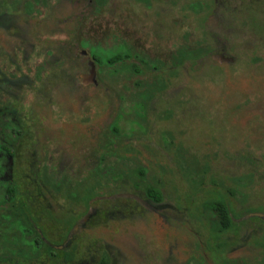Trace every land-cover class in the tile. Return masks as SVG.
Here are the masks:
<instances>
[{
    "label": "rangeland",
    "instance_id": "obj_1",
    "mask_svg": "<svg viewBox=\"0 0 264 264\" xmlns=\"http://www.w3.org/2000/svg\"><path fill=\"white\" fill-rule=\"evenodd\" d=\"M23 1L12 0L11 15L0 24V88L11 89L1 90L0 101L28 102L36 121L50 114L47 124L44 118L39 122L40 137L32 132L18 147L21 195L27 191L35 211H83L94 195V168L101 166L97 148L108 143L102 134L117 122L122 135L104 166L108 173L113 167L114 174L104 179L100 192L144 197L145 186L136 187L131 172L142 166L148 170L145 185L159 187L164 197L158 216L125 199L96 203L98 213L78 238L74 264L104 259L108 264H264L259 218L245 222L239 232L217 234L207 208L222 197L236 213H264V0H174L175 8L150 9L135 0H108L95 19L100 25L80 30L83 36L108 40L107 49L89 46L95 54L113 56L120 48L112 45L122 39L159 53L160 59L171 46L175 52L185 44L205 50L202 58L171 68L168 88L142 103V110L137 93L123 91L109 78L99 89L71 92L66 86L71 76H63L61 61H38L49 50L57 52L53 58L68 52L70 29L59 22L64 24L71 3L61 0L63 11L43 8L45 13L26 17ZM122 14L131 27L123 26ZM36 63L44 69L40 77L34 76ZM134 80L122 79L126 84ZM62 107L73 111L71 123L60 119ZM46 130L54 136L44 138ZM45 164L73 175L83 205L36 183L34 171ZM3 260L50 264L44 253L28 262Z\"/></svg>",
    "mask_w": 264,
    "mask_h": 264
},
{
    "label": "flooded vegetation",
    "instance_id": "obj_2",
    "mask_svg": "<svg viewBox=\"0 0 264 264\" xmlns=\"http://www.w3.org/2000/svg\"><path fill=\"white\" fill-rule=\"evenodd\" d=\"M60 1L61 0H24L23 4L25 3L26 5H23V7L26 9V17H31V15L36 14H43L45 13V10L49 12L48 8L51 10L54 8H59L61 11H63L64 8H62V4H60ZM68 1L71 3V8H67L69 10V14L65 17V19L62 20L64 24L58 21L60 27L69 26L68 28L70 29L68 36L69 38L67 37V40L69 44H71V46L68 48V52L60 54L57 58H53L57 55V52L49 50L44 52V54H41L43 59L38 58V61H43L46 57H48L49 59L48 62L50 61L49 65H52L53 61H58V63L59 61H61L62 63H59L62 66L60 68L61 73L63 74V76H71V78L67 80L66 84V86L71 89V92H83L92 89H99L101 85L105 84L104 82H107V78L112 79L115 86L121 87L123 91H130L135 93L142 91H157V89L165 87V89L161 90V93H163L168 88V82L173 72L171 68L173 69L175 67L176 53L174 51V47L171 46L170 51H167L165 57H163V59H160L159 53H148L140 44L131 43L127 39H122V41L115 42L112 46H119L120 52L123 53L126 58L123 61L117 63L115 67L101 64L97 59V54L91 51L89 49V46L92 45L94 47L96 45H99V48L101 47L103 49H107L111 47L107 42L108 40L104 42L101 41L102 39H96L94 36H83L80 33V30L87 27L93 29L95 26L97 27V25H100L95 19L103 14V9L107 6L108 0ZM135 1L139 5L148 9L159 8V6L161 5L167 6V8H175V6L171 5L174 0ZM52 2L54 3L53 5ZM151 2L156 3L157 6L153 5ZM13 3L14 2H12V0H0V24H6L5 22H2V19L11 15V12H9V8L13 7H10ZM199 5L201 4L199 3ZM43 8H45L44 12ZM183 8H191V5L187 7L185 5ZM128 15L132 16L131 13H129ZM126 19L127 17L123 16L122 14L121 23L123 24V26L131 27V23L126 24ZM0 27L3 28L2 25H0ZM29 62L30 60L26 61L27 66H29ZM36 67L37 68L34 70L36 74L34 76L40 77L44 69L41 68V65H39V63H36ZM27 74L28 72L26 71V75ZM125 77L135 80L132 84H126L125 81H122V79H124ZM138 82H145L146 84L138 85ZM11 83L13 84V82H10L9 84H7V87H10L9 85ZM4 87L5 85L0 88V92L1 90L2 92L5 90H11L4 89ZM158 95L159 94H157L155 98H157ZM140 104L142 110L143 104ZM25 107L26 114H24ZM48 107L51 108L50 103L48 104ZM31 108L33 107L31 104H28V102H26V106H24L18 101H0V147L4 146L1 142H6L4 148L0 149V201L4 199L8 201L11 191L17 189L18 200L20 201L19 204L23 205V210L25 211L26 216V228H24L26 246L23 247V249L26 250V260H24L23 262H28L29 260H31V243L32 241H34V247L36 251L46 254V257L50 259V264H62L63 262H60V259H63L67 264H74L75 252H77L79 248L78 238L80 237V235H83L85 231H88L89 222L97 215L98 210L95 208V204L98 202H105L110 199L115 200V202H113L115 204L117 202H120L119 200L125 199L137 203L145 211L154 216L159 215V205L162 204L163 201L156 202L146 194H144V197H142L135 192H119L112 195L98 197L95 200H92L89 203L88 207H84V210L79 212L78 214L72 212H61V214H54L49 209L35 211L31 207V198L28 196L27 191L26 197L21 195L23 186L21 182L16 179L18 177L17 174L21 172V168L16 164V157L18 156V147L20 146L21 142L26 140L27 138H30L32 132L37 136V138L40 137L39 135L41 130L38 128L39 122L43 120L42 118H44V121L47 124L50 112L48 115L42 113V116H44L40 117L41 119L39 118L36 121L31 118V116H33L34 114V112L30 110ZM60 117V119L64 121L65 124L68 123L69 119H71L69 120L71 123L75 118L73 111H70V109H67L65 107L61 108ZM140 118H142V114ZM31 122H33V126L35 128L32 131L30 125ZM43 123L42 125H46L45 123ZM113 125L110 126V129L113 127ZM54 134V131L46 130L44 138H46L47 136L51 138L54 136ZM103 135L105 134H102V136ZM5 149H8V151H10L11 153L7 152ZM97 149L99 151V154L97 155L100 157L107 152V149L105 147L101 148L100 145ZM46 174H49L50 177H48ZM34 180H36V183L39 186L42 184L43 186H45V189H49L48 192H51V190L55 189L57 193L64 195V191L65 198L70 200V202L83 205L82 201H79L77 198V188H75L76 181L74 180L73 175L71 176L69 174L56 172V169L52 165L50 167L45 164L42 166L40 165L34 171ZM128 194L137 196V199H134L133 197H126V195ZM89 214L91 215L88 218L87 216ZM239 214L240 213L231 214V218L234 221L235 225L227 233L231 231L239 232L240 230H242L244 228L242 226H244L245 222L251 219L247 218V216L252 214V212L247 213L243 216H240ZM6 216L7 219L10 220H12L15 216L14 204L12 203V201L4 204L0 202V221ZM10 220L8 221L7 225L0 223V263L6 264L9 263H7V261H4L3 257L12 258V256H10L9 254L13 253L12 251L16 250L17 247L14 244V223H11ZM260 220L264 225V220ZM77 226V230L73 232L74 228ZM72 233L73 237L68 242V238ZM38 237H40V239ZM41 241L43 242V244H40ZM4 253H6V256H2ZM76 264H85V262L81 260V262H77ZM235 264L245 263L240 260Z\"/></svg>",
    "mask_w": 264,
    "mask_h": 264
},
{
    "label": "trees",
    "instance_id": "obj_3",
    "mask_svg": "<svg viewBox=\"0 0 264 264\" xmlns=\"http://www.w3.org/2000/svg\"><path fill=\"white\" fill-rule=\"evenodd\" d=\"M101 4V3H100ZM204 49L202 48L201 45H199L198 47L194 48L193 46H189L187 44L182 45L180 48H178L176 50V57H175V66L176 65H181L184 61H195L198 58H202L204 53ZM126 57L124 56L123 53L118 52L117 54L115 53L113 56L108 57L107 59L104 58V54H102L101 56L97 55V59L99 60V62L101 64H106L109 65L111 67H115V65L121 61H123ZM136 67V66H135ZM139 84H146L145 82H138ZM150 85V84H148ZM165 89V87H161L159 89H157V91H142V92H136L137 96L136 99H138L137 102L138 104L140 103H147L150 102L152 100L155 99L157 94L161 93V90ZM132 102V101H131ZM121 132L120 129L118 127V124L115 123L113 125V127L110 129L109 134H105L104 138H108V143L103 145L101 144V148L105 147L107 149L106 154L102 155L100 157V165L99 168H95V172L92 176V179L95 182V187H93V192L94 195L92 197V199H89L87 202V207L89 205V203L92 200H95L98 197L101 196H106L107 194H104L102 192H100V190L105 186V180L107 179V176L110 174H114V170L113 167L111 168V170H109V173L107 172V169L104 168L105 164H106V158L107 156L114 154V150L113 147H111V145H113L115 142L114 140L118 139L121 137ZM4 146H5V141L1 142ZM0 147V149L4 148ZM6 150V149H5ZM7 152L11 153L10 151H8V149L6 150ZM121 158V157H120ZM127 168V166H126ZM131 172L133 173V175L135 177H137V181L136 183V187L140 188V187H144V191L145 194L152 198L154 201L156 202H162L164 197H163V193L161 191V189L157 186H153V185H145L146 184V178H147V173L148 170L145 167L139 166L136 168L131 169ZM107 181V180H106ZM75 197V196H74ZM79 201H82L81 198L78 197ZM91 200V201H90ZM12 201V203L14 204V213L15 216L12 220L7 219V216L2 218L0 223H3L4 225L8 224V221L10 220L11 223H14V240L16 239L17 243L14 241V244L16 247V250L12 251L13 253H10L9 255L17 258V260L20 261H24L26 260V250L23 249L24 246H26V238L24 235V231L26 228L25 224H26V216H25V211L23 210V205L19 204V200H18V192L17 189H14L13 191H11V193L9 194V199L8 201L1 200V203H8ZM207 208L211 213L212 216V220H213V225H214V231L217 234H224L227 233L228 231H230L233 226L235 225L234 221L231 218V214H237L234 210H232L231 206L224 200L221 198L216 199L212 202H209L207 204ZM252 211H243L241 212L239 215L243 216L247 213H251ZM6 219V220H3ZM1 230V229H0ZM6 234V233H5ZM6 236V235H5ZM40 239V237H38ZM32 249L30 252V257L32 258L33 256H35V254H40L38 251H36L34 245V241H32ZM40 244H43V242L41 241ZM3 255H6V253H4ZM101 264H108V261L106 259H104L102 261Z\"/></svg>",
    "mask_w": 264,
    "mask_h": 264
},
{
    "label": "water",
    "instance_id": "obj_4",
    "mask_svg": "<svg viewBox=\"0 0 264 264\" xmlns=\"http://www.w3.org/2000/svg\"><path fill=\"white\" fill-rule=\"evenodd\" d=\"M126 197H133L134 199H137V196L131 195V194L126 195ZM90 215L91 214H89L87 217L89 218ZM247 218H260V219L264 220V213H259V212L252 213V214L248 215ZM77 228H78V226L74 228L73 232H75L77 230ZM72 237H73V233L68 238V242L72 239Z\"/></svg>",
    "mask_w": 264,
    "mask_h": 264
}]
</instances>
